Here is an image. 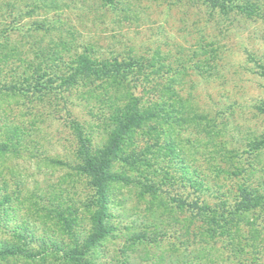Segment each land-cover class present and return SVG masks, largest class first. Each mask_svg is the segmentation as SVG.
<instances>
[{
  "label": "rangeland",
  "instance_id": "obj_1",
  "mask_svg": "<svg viewBox=\"0 0 264 264\" xmlns=\"http://www.w3.org/2000/svg\"><path fill=\"white\" fill-rule=\"evenodd\" d=\"M230 2L0 0V249L26 253L0 264H264V0ZM79 57L133 68L116 85L64 84ZM170 79L186 100L169 134L183 153L157 151L150 207L147 167L124 149L100 229L80 152L110 140L124 93L148 105ZM135 132L140 157L156 141Z\"/></svg>",
  "mask_w": 264,
  "mask_h": 264
},
{
  "label": "trees",
  "instance_id": "obj_2",
  "mask_svg": "<svg viewBox=\"0 0 264 264\" xmlns=\"http://www.w3.org/2000/svg\"><path fill=\"white\" fill-rule=\"evenodd\" d=\"M230 1L231 0H212L215 6L220 4V7L224 10V12H226V3H231ZM240 6L241 9L245 8V5L243 4ZM78 59L79 61H77L74 71L69 76L63 77L64 84H71L75 82L78 76L94 75L97 78L110 79V82H113L116 85V83L119 82L121 78L133 68L131 63L122 62L121 64L120 62H116L114 64L105 63L102 65H97L92 63L93 61L88 57H79ZM171 81L172 80L170 79L169 83L165 84L162 89L163 91H159L160 100L149 102L148 105L140 104L139 97L132 95L131 91L129 90L124 93L122 103L123 105H113L112 113L109 115V120L111 122L110 125L113 126V129L110 133V140L102 145V149H98L97 151L83 149L84 151L80 152L81 164L78 166V169L84 174L90 176L91 183L95 188V200L98 206L95 212V218L100 229L101 225L103 224V217L105 216V205L107 203L108 196V182L113 180L126 181V177H124L122 174L111 172V163L113 160L119 159L130 162L129 157L128 159L127 157L126 159L124 157V149L130 147V151L134 153L135 157V161L133 160V162H144L147 167L146 170L142 171L145 181L138 182L142 185V187H144V190L141 192V196L146 197V195L149 194L151 197L150 207H152L156 201V195H153L151 192V190L154 189V185H156V183L153 181L154 179L152 178L151 172H149L150 174L148 173V168L152 167L151 162L153 161V158L157 156V151H159L161 148H166L167 151L170 149L173 150L172 152L179 154L180 157L183 153V149L173 142V139L170 138V135H172V119L174 122H181L180 124H182L184 121V116L186 114L184 106L186 100H184V98L180 95H176L177 92L174 90V85L171 83ZM11 88H13L14 91H17L19 85H13ZM20 89L21 88H19V90ZM156 89L157 88L153 90V93L156 92ZM173 97H176V99L174 100ZM175 103L180 104V110L175 108V106L173 107ZM170 106L172 108H169ZM259 109L261 112H264V106H259ZM78 128L79 126L77 125V129ZM136 129H140L142 133L145 134L144 138H146V135H148L151 138L154 137L156 141L154 142L155 144H146V151H142L140 157L139 153L136 152L137 144L136 139H134ZM78 130L80 131V129ZM155 130L158 131L154 135L153 132ZM80 132L84 133L82 130ZM162 134L166 135L168 138H164L165 143L160 145ZM148 138L149 137H147L146 140H148ZM166 154L167 153H165V156ZM250 198L254 200V197ZM196 205L198 208L197 214H199V216L201 215L204 218L210 217L208 221H217L214 216L216 215L217 211L210 207V205L205 204L207 212L206 210L202 209L201 206L199 207L198 203H196ZM151 209L152 208L149 210ZM210 214L213 217H211ZM186 219L187 218H185V220ZM97 238H99V235L97 232H94V235L91 236L90 241L97 240ZM78 252L79 251L77 249H72L68 253V258L70 257V259L74 261H80ZM19 254L24 255L26 253H24V251L17 246L6 245L0 249V256Z\"/></svg>",
  "mask_w": 264,
  "mask_h": 264
}]
</instances>
